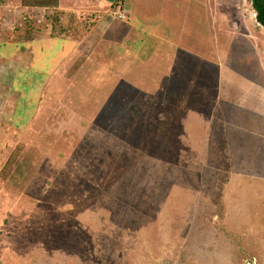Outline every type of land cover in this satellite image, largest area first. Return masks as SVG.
<instances>
[{
    "label": "rangeland",
    "instance_id": "rangeland-1",
    "mask_svg": "<svg viewBox=\"0 0 264 264\" xmlns=\"http://www.w3.org/2000/svg\"><path fill=\"white\" fill-rule=\"evenodd\" d=\"M95 55L28 115L6 117L8 90L0 264H264V158L240 168L253 158L233 136L240 114L219 125L208 73Z\"/></svg>",
    "mask_w": 264,
    "mask_h": 264
},
{
    "label": "crops",
    "instance_id": "crops-1",
    "mask_svg": "<svg viewBox=\"0 0 264 264\" xmlns=\"http://www.w3.org/2000/svg\"><path fill=\"white\" fill-rule=\"evenodd\" d=\"M117 1L16 0L12 5L0 0V117L7 113L3 107L8 90L15 91L17 98L6 117H22L25 111L28 115L30 106L36 107L40 96L44 99L49 85L52 91L66 85L79 58L112 52L130 58L128 69L135 58L129 45L134 39L150 40L158 43L157 56L176 59L172 70L181 69L183 61L194 76L208 73L206 85L214 97L209 107L220 114L216 119L219 125L240 114V131L233 136L240 142V155L253 154L251 160L240 162L245 165L240 168L260 170L264 158L258 163L257 154L264 155V27L255 20L250 0H120L125 19L102 15ZM7 7H12L13 14H8ZM21 8H33L51 29L13 26ZM49 13H54L51 25ZM56 14L62 15L60 21ZM196 17V25L202 24V51L187 41L194 36L191 21ZM163 65L164 72L168 61ZM17 91H28L29 95L21 96Z\"/></svg>",
    "mask_w": 264,
    "mask_h": 264
},
{
    "label": "built area",
    "instance_id": "built-area-1",
    "mask_svg": "<svg viewBox=\"0 0 264 264\" xmlns=\"http://www.w3.org/2000/svg\"><path fill=\"white\" fill-rule=\"evenodd\" d=\"M124 4L122 3V1L118 0L114 5H112L104 14H111L112 16L118 18V19H125L126 18V14L124 12V8H123ZM12 7H8L7 11L9 12V14H13L11 13ZM51 15H48V19H49V24L51 25V22L53 20V14L54 13H49ZM57 15V20L60 21L62 19V15L61 14H56ZM101 14H98L96 17L97 19L102 17ZM42 15H37L34 11L33 8H29L25 11H22V8L20 10L16 11V17L13 21V26H29L30 29H39L42 30L44 28H50L46 26V24L44 23V21L42 20ZM46 19V17H45ZM45 29V30H48ZM51 29V28H50Z\"/></svg>",
    "mask_w": 264,
    "mask_h": 264
},
{
    "label": "trees",
    "instance_id": "trees-1",
    "mask_svg": "<svg viewBox=\"0 0 264 264\" xmlns=\"http://www.w3.org/2000/svg\"><path fill=\"white\" fill-rule=\"evenodd\" d=\"M250 2L251 7L255 12V20L264 27V0H250ZM54 33L56 34V32ZM143 44L145 45L144 47H142ZM148 46L152 49L151 52L146 51ZM129 47L135 51V58L131 64L134 69L137 68L138 64H144L146 61L151 60L158 54L157 49H153V41L150 40L136 41L134 39Z\"/></svg>",
    "mask_w": 264,
    "mask_h": 264
},
{
    "label": "clouds",
    "instance_id": "clouds-1",
    "mask_svg": "<svg viewBox=\"0 0 264 264\" xmlns=\"http://www.w3.org/2000/svg\"><path fill=\"white\" fill-rule=\"evenodd\" d=\"M8 8V7H7ZM8 14H9V12H8ZM13 23V22H12Z\"/></svg>",
    "mask_w": 264,
    "mask_h": 264
}]
</instances>
